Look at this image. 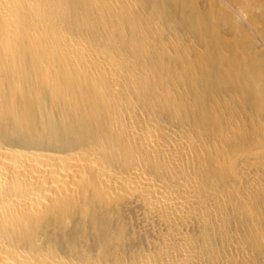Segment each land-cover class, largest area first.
I'll return each mask as SVG.
<instances>
[{
	"label": "bare ground",
	"instance_id": "obj_1",
	"mask_svg": "<svg viewBox=\"0 0 264 264\" xmlns=\"http://www.w3.org/2000/svg\"><path fill=\"white\" fill-rule=\"evenodd\" d=\"M260 40L264 0H0V264H264Z\"/></svg>",
	"mask_w": 264,
	"mask_h": 264
},
{
	"label": "rangeland",
	"instance_id": "obj_2",
	"mask_svg": "<svg viewBox=\"0 0 264 264\" xmlns=\"http://www.w3.org/2000/svg\"><path fill=\"white\" fill-rule=\"evenodd\" d=\"M201 4L204 5V2H202ZM203 7H205V5H204ZM256 35H257V34H255V36H256ZM255 38H257V36H256ZM260 38H261V37H260ZM258 45L263 47V42L261 43V40H260V43H259ZM260 50H261L260 52H263V51H264V47L261 48ZM258 51H259V50H258ZM251 52H252V51H251Z\"/></svg>",
	"mask_w": 264,
	"mask_h": 264
}]
</instances>
